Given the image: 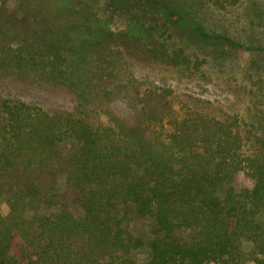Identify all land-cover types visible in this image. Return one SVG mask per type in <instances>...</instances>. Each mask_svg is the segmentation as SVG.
<instances>
[{
  "label": "trees",
  "instance_id": "obj_1",
  "mask_svg": "<svg viewBox=\"0 0 264 264\" xmlns=\"http://www.w3.org/2000/svg\"><path fill=\"white\" fill-rule=\"evenodd\" d=\"M172 38L163 17L114 29L84 0H0V264H264V76L245 117L120 107L127 54L201 65ZM42 88L65 89L74 106Z\"/></svg>",
  "mask_w": 264,
  "mask_h": 264
},
{
  "label": "rangeland",
  "instance_id": "obj_2",
  "mask_svg": "<svg viewBox=\"0 0 264 264\" xmlns=\"http://www.w3.org/2000/svg\"><path fill=\"white\" fill-rule=\"evenodd\" d=\"M84 1L100 17L109 19L114 29L124 28L137 14L169 19L173 26L170 50L181 48L192 64L202 62L197 68H189L142 53L127 54L120 74L127 87L125 107L120 106L126 114L132 115L140 107H152L173 117L201 113L222 118L231 112L246 116L253 82L264 76V0H220V5L211 0ZM8 5L13 6L14 2ZM3 82L19 83L11 75ZM37 94L57 108L74 106L72 95L65 89L42 88ZM93 114L105 119L102 112L94 110ZM169 120L172 119L166 122ZM76 149L75 140L61 146L65 158L72 157ZM238 181L252 185L244 174L239 175ZM57 191L65 192L63 176L58 179ZM69 208L76 217L83 214L72 197ZM134 230L145 240L150 239L146 227L136 225ZM261 257L264 261V255Z\"/></svg>",
  "mask_w": 264,
  "mask_h": 264
}]
</instances>
